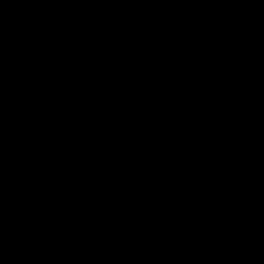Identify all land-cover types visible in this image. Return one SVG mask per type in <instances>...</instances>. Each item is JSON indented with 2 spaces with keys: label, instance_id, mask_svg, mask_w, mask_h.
<instances>
[{
  "label": "water",
  "instance_id": "1",
  "mask_svg": "<svg viewBox=\"0 0 264 264\" xmlns=\"http://www.w3.org/2000/svg\"><path fill=\"white\" fill-rule=\"evenodd\" d=\"M0 264H264V0H0Z\"/></svg>",
  "mask_w": 264,
  "mask_h": 264
}]
</instances>
